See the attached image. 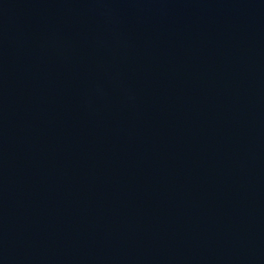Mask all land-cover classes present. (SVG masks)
I'll return each mask as SVG.
<instances>
[{
	"label": "water",
	"instance_id": "water-1",
	"mask_svg": "<svg viewBox=\"0 0 264 264\" xmlns=\"http://www.w3.org/2000/svg\"><path fill=\"white\" fill-rule=\"evenodd\" d=\"M0 264H264V0H0Z\"/></svg>",
	"mask_w": 264,
	"mask_h": 264
}]
</instances>
